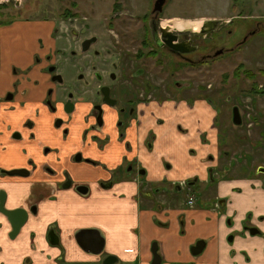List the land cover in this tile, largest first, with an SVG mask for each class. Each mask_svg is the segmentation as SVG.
Returning <instances> with one entry per match:
<instances>
[{"label": "crops", "instance_id": "0c3cea01", "mask_svg": "<svg viewBox=\"0 0 264 264\" xmlns=\"http://www.w3.org/2000/svg\"><path fill=\"white\" fill-rule=\"evenodd\" d=\"M19 23L42 37L41 44L48 41V34L36 32L41 23ZM3 46L0 41V93L18 80L1 58ZM45 52L40 46L39 55ZM27 62L16 66L27 70L17 96L0 108V191L5 209L28 215L10 239V226L0 214V264H102L105 256L115 257L116 264H151L152 243L160 264H264V176L255 174L261 166L244 177H222L210 187V199L223 201L219 211L211 210L209 198L186 208L172 189L179 181L197 179L194 189L199 191L210 169L221 170L216 111L208 101H151L139 106L123 129L113 114H106L103 127L91 130L90 106L77 96L71 115L62 112L59 100L57 112H50L46 88L54 86L41 66ZM55 118L63 119L62 128H54ZM44 147L49 148L46 154ZM77 152L96 164L74 161ZM119 167L124 171L116 172ZM136 167L144 171L140 180L134 176ZM13 169L29 174L1 173ZM67 178L70 186L62 187ZM110 181L111 186L101 187ZM77 186L87 193L76 192ZM50 227L57 230L60 247L48 242ZM250 229L257 233L251 235ZM79 230L98 231L104 239L102 253L83 251L74 238ZM198 241L204 245L193 256Z\"/></svg>", "mask_w": 264, "mask_h": 264}, {"label": "rangeland", "instance_id": "374dc122", "mask_svg": "<svg viewBox=\"0 0 264 264\" xmlns=\"http://www.w3.org/2000/svg\"><path fill=\"white\" fill-rule=\"evenodd\" d=\"M151 1L153 0H9L7 4L0 5V41L5 42L1 58H6L5 66H11L13 73H10L20 79L27 70L19 68L18 71L16 66L23 65L26 60V64H33L39 55L40 46L44 50L53 46H70L68 35L71 28L77 33L80 27H84L80 38L96 37L94 49L100 52V56L94 63L90 56V61H76L71 58L61 60L59 65L62 76L65 79L70 78L74 75L76 67L83 65H95V70H102L107 74L113 55L134 59L135 52L141 51V19L149 14ZM232 2L233 0H168L158 26L175 32L191 31L192 24H202L207 20L224 17L226 8ZM239 3L256 10L255 15L264 16V0H240ZM24 20L41 23L36 32L48 34V42L41 44L42 37H36L34 30L26 32L23 24L19 23ZM64 36H67L68 40L65 41ZM254 50L252 45L249 46L248 50H245V58L239 57L234 64L220 60L212 67L198 64L196 68H188L181 63L171 80L167 72L170 63L164 61V67H159L163 71L160 77L164 85H168L173 94L179 92L182 96L171 100L168 94H164L157 103L179 100L189 103L204 99L215 109V127L222 161L218 166L223 172V177L227 178L244 177L248 172L255 173L258 166L264 168V63H260L258 72L256 68L249 66V61H255ZM39 56L43 57V54ZM242 60L244 70H235V64ZM154 61L155 58H149L145 63L151 69ZM173 82L184 90L174 89ZM13 84L11 83L12 87ZM58 87H55V90L61 93ZM50 89L54 90L47 87L46 95ZM153 99L154 97H150L144 101L151 102ZM233 108L238 109L240 125H234L232 122ZM106 114H112V110H107ZM148 141L150 142V139ZM258 168L255 174L263 177L264 173L259 172ZM180 194L181 198H184V193Z\"/></svg>", "mask_w": 264, "mask_h": 264}, {"label": "flooded vegetation", "instance_id": "af4514ba", "mask_svg": "<svg viewBox=\"0 0 264 264\" xmlns=\"http://www.w3.org/2000/svg\"><path fill=\"white\" fill-rule=\"evenodd\" d=\"M167 1L168 0H165L162 11L159 13L152 11L155 0L151 1L152 8L149 11V14H144L145 16H143L141 19L142 31L140 36L141 38L139 40V47L141 48V51H138L140 55L137 53V51L135 52L136 54L134 59L120 58L113 55L109 65L110 71L107 72V74L103 73L102 70H95V65H92L91 67L83 65L76 67L74 75H72L70 78L65 79L62 76L59 65L61 60H68L71 58L72 60L76 61H83L84 59H86V61H90V56L92 57L91 59L94 63V61H96L95 59L100 56V52L94 49V44L97 40L96 37L80 38L82 29L84 27H80L77 33H75L73 28H71L68 35V37H70V46L60 48H54V46L49 47L45 49L46 52L43 54V57H40L39 55L36 56V61H34L33 65L41 66L40 70L42 74L46 76L49 84L53 85L54 88L59 86L61 90V93L57 94L56 92L55 95L51 89L48 90V93L45 97V103L49 107L50 112L53 114L57 112L55 101L57 98H61L59 101L62 103V112L65 115H71L74 111L75 105L73 99L74 96H77L80 99L81 104H87L90 106L88 118L93 120V123L90 125L91 130L103 127V116L106 115V111H109V109L112 110V114L116 115L117 127L123 129V127L125 128V126L128 124L130 118L137 113V108L148 103L144 101L145 99L154 97L153 102H156L159 100V98L164 97V94H168L171 100L182 96L179 92L173 94V92H170L168 85H164V81L160 77L163 71L162 68H159L160 66L164 67V61L167 62V64L170 63L168 64L167 72L169 74L168 77L171 80L173 79L175 73L177 72V68L181 63L188 68H196L198 64H206L205 66L212 67L220 60H227L228 64H234L239 57L243 59L245 58V50H248L249 46L252 45L255 48L253 52V59L255 61H249V66L256 68L258 72L260 63H264V16L260 14L255 15L256 10L240 5V0H233L232 4L226 8L224 17L206 21L211 23L208 27H204L198 32H192V30H189L185 33L167 30L166 34L168 35L164 36L161 31V28L163 27H159L158 22L161 19V14L164 7L167 5ZM245 8L247 9L244 10ZM68 20L70 21V19ZM173 36H175L176 39L171 40L172 44L180 45L183 49L187 50V52L181 53L177 50L171 49L166 45V41H168L170 37ZM66 37L67 36H64V38H62L66 41L68 40ZM86 42H89L90 44L86 45ZM201 50L203 51L201 52ZM149 58H155L151 69L148 67V64L145 63V61ZM242 63H244L243 60L242 62L235 64L234 69L244 70ZM20 81L21 80L19 79L16 80L10 91L0 93V108L2 107V104L11 102L15 99L18 94L17 87ZM172 84L175 86L174 89L178 91L184 90V88L178 87L176 82H173ZM103 88L107 89L105 90L107 93L106 100L102 93ZM63 91H66V93H63ZM90 98L93 99L90 100ZM99 114L101 115L100 126L97 124V117ZM26 124L31 125V122L28 121ZM53 125L54 128H62L64 126V121L61 118H55ZM66 132L67 129L65 128L64 133ZM14 137L20 138L19 133L15 132ZM48 151L49 148H43V153L46 154ZM76 158H80V160L76 161ZM73 159L76 162L82 160L86 163L96 164V162H93L90 159L82 158L80 152L74 154ZM29 162L31 163V160H29ZM124 164H126L125 160ZM131 166L129 165V167H126V169L130 171ZM14 170H25L27 171V176L29 174V171L26 169H13L9 171H3L1 173L10 176L8 172ZM117 171H124V168L119 167L116 172ZM221 171L222 170H218L217 168L210 169L208 182L205 183V186L202 189L200 188L199 191L194 189L198 181L197 179L186 180V187H189L193 194L194 204L192 207H188L186 205V194L184 193V206L186 208H194L196 205H199L200 202H205L206 199L209 198L207 202H211V210H221V203L223 201L220 202V200H214L213 198L211 200V193H208L211 192L209 191L210 187L214 188L218 179L223 177V172ZM143 174L144 171L142 169L137 167L134 169V176L136 179L140 180ZM210 178L215 181L214 185L210 184ZM70 184L71 182L67 178L61 185L62 187H69ZM111 184L112 181L100 183L101 187L104 188L111 186ZM139 187L143 188V183L140 182ZM77 188L86 189V192L80 193L77 191ZM172 189L175 191L177 190L179 193L181 190L184 192V190L180 188L178 184L174 185ZM75 190L80 194L87 193V188L84 186H77ZM1 197H3L5 200V195L2 191H0V198ZM3 209L6 211H13L5 209L4 202ZM0 214L3 215L1 212ZM27 215L28 214L26 213V219ZM5 219L8 222L6 217ZM8 224L10 226L9 222ZM157 224L163 226L166 225L160 224L158 222ZM255 231L257 233V230ZM78 232H76V234ZM46 238L50 244L60 247V243H58V232L54 227L48 228ZM107 257L108 256H105V258Z\"/></svg>", "mask_w": 264, "mask_h": 264}, {"label": "water", "instance_id": "95a60500", "mask_svg": "<svg viewBox=\"0 0 264 264\" xmlns=\"http://www.w3.org/2000/svg\"><path fill=\"white\" fill-rule=\"evenodd\" d=\"M165 4V0H155L153 3V12H161L162 8ZM210 22H203L202 25L200 26L199 30H201L204 27H208ZM168 29L166 28H161L162 34H166ZM189 30H182L179 31V33H185ZM176 37H170L168 41H166V45L170 47L173 50H177L178 52L185 53L187 50L183 49L180 45L178 44H172L171 40H175ZM93 40V39H92ZM90 44L89 42L85 43ZM195 49V48H194ZM105 88L102 89V93L105 97V100L107 98V93L105 92ZM232 122L234 125H240L241 124V118L240 115L238 114L237 108H233L232 110ZM97 124L98 126L101 125V115L99 114L97 117ZM80 160V158H76V161ZM259 172L264 173V168L260 167L258 168ZM143 173V172H141ZM10 176H27V171L25 170H14L11 172H8ZM77 191L80 193H85L86 189L83 188H77ZM3 202L4 198H0V212L7 218L8 222L10 223L11 226V232L9 234L10 238H14L17 233L19 232L21 226L26 220V212L23 210H13V211H6L3 209ZM251 234H255V230H250ZM75 240L78 244V246L85 252L91 253V254H100L103 250L104 246V240L101 237L100 233L96 230H80L76 236ZM204 243L201 241L196 242V244L191 248V253L192 255L196 256L201 253L202 248H203ZM151 253H152V261L151 264H160V257L157 253V246L156 244H152L151 246ZM117 263V259L113 256H108L105 258L102 262V264H115Z\"/></svg>", "mask_w": 264, "mask_h": 264}, {"label": "built area", "instance_id": "2783aa9c", "mask_svg": "<svg viewBox=\"0 0 264 264\" xmlns=\"http://www.w3.org/2000/svg\"><path fill=\"white\" fill-rule=\"evenodd\" d=\"M9 0H0V5L7 4ZM179 187L184 190V193L186 194V205L188 207H192L194 204V197L189 187H186L185 181H180L178 183Z\"/></svg>", "mask_w": 264, "mask_h": 264}, {"label": "bare ground", "instance_id": "6f19581e", "mask_svg": "<svg viewBox=\"0 0 264 264\" xmlns=\"http://www.w3.org/2000/svg\"><path fill=\"white\" fill-rule=\"evenodd\" d=\"M201 25H202L201 23L192 24L191 26L192 32H198Z\"/></svg>", "mask_w": 264, "mask_h": 264}, {"label": "trees", "instance_id": "16d2710c", "mask_svg": "<svg viewBox=\"0 0 264 264\" xmlns=\"http://www.w3.org/2000/svg\"><path fill=\"white\" fill-rule=\"evenodd\" d=\"M210 184H211V185H214V184H215V181L212 180L211 178H210Z\"/></svg>", "mask_w": 264, "mask_h": 264}]
</instances>
